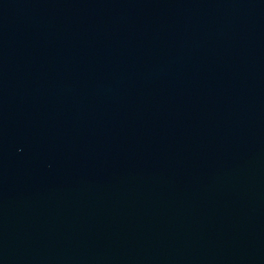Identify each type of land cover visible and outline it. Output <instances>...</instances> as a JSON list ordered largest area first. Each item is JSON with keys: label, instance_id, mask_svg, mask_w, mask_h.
<instances>
[{"label": "water", "instance_id": "water-1", "mask_svg": "<svg viewBox=\"0 0 264 264\" xmlns=\"http://www.w3.org/2000/svg\"><path fill=\"white\" fill-rule=\"evenodd\" d=\"M0 264H264V0H0Z\"/></svg>", "mask_w": 264, "mask_h": 264}]
</instances>
